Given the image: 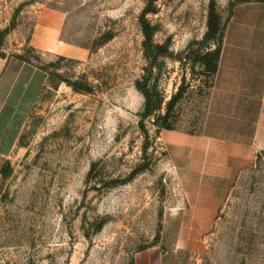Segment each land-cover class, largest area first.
Returning a JSON list of instances; mask_svg holds the SVG:
<instances>
[{
    "label": "rangeland",
    "instance_id": "1",
    "mask_svg": "<svg viewBox=\"0 0 264 264\" xmlns=\"http://www.w3.org/2000/svg\"><path fill=\"white\" fill-rule=\"evenodd\" d=\"M245 4L264 0H0V264H264V153L195 234L166 139L203 133ZM47 6L86 58L33 48Z\"/></svg>",
    "mask_w": 264,
    "mask_h": 264
},
{
    "label": "crops",
    "instance_id": "2",
    "mask_svg": "<svg viewBox=\"0 0 264 264\" xmlns=\"http://www.w3.org/2000/svg\"><path fill=\"white\" fill-rule=\"evenodd\" d=\"M247 6L251 4L235 10L221 47L203 133L166 135L183 187L189 192L190 212L181 223L198 225L191 231L195 234L211 229L239 170L264 153V5L253 13L240 11ZM70 32L65 10L47 6L39 15L31 44L43 53L86 58L89 47L73 40ZM195 237L181 235L179 241ZM135 264H165L164 255L149 248L135 256Z\"/></svg>",
    "mask_w": 264,
    "mask_h": 264
},
{
    "label": "trees",
    "instance_id": "3",
    "mask_svg": "<svg viewBox=\"0 0 264 264\" xmlns=\"http://www.w3.org/2000/svg\"><path fill=\"white\" fill-rule=\"evenodd\" d=\"M260 8H261V6H259V5H251V6L243 7L242 9H240V11L253 13ZM209 55L210 56H208V57H211V58L209 60V63L207 64V69H210L212 72L217 73L218 68H219V60L221 57V47H219L216 52L213 51V52L209 53ZM215 58H216V64H215Z\"/></svg>",
    "mask_w": 264,
    "mask_h": 264
}]
</instances>
